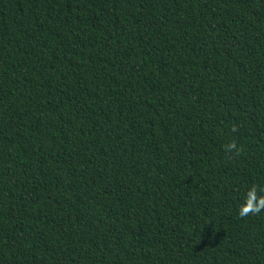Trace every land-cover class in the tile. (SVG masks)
Here are the masks:
<instances>
[{"label": "trees", "instance_id": "1", "mask_svg": "<svg viewBox=\"0 0 264 264\" xmlns=\"http://www.w3.org/2000/svg\"><path fill=\"white\" fill-rule=\"evenodd\" d=\"M250 192L264 0H0V264H264Z\"/></svg>", "mask_w": 264, "mask_h": 264}, {"label": "clouds", "instance_id": "2", "mask_svg": "<svg viewBox=\"0 0 264 264\" xmlns=\"http://www.w3.org/2000/svg\"><path fill=\"white\" fill-rule=\"evenodd\" d=\"M235 147L236 145L234 143H229L226 146V150L232 151ZM251 188L256 187L253 186ZM261 211H264V196H257L254 192H250L246 197L245 203L240 208L239 215L243 217L249 213L259 214Z\"/></svg>", "mask_w": 264, "mask_h": 264}]
</instances>
